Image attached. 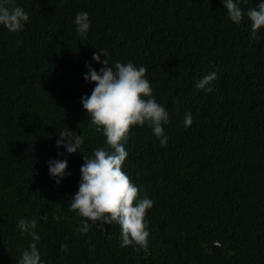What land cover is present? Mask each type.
Wrapping results in <instances>:
<instances>
[{"label":"trees","instance_id":"16d2710c","mask_svg":"<svg viewBox=\"0 0 264 264\" xmlns=\"http://www.w3.org/2000/svg\"><path fill=\"white\" fill-rule=\"evenodd\" d=\"M14 3L30 20L20 31L0 25V264H18L29 247L17 226L25 216L38 220L47 264H264V27L252 38L250 19L233 22L222 0ZM80 10L92 21L86 37L75 30ZM99 48L113 63L146 65L170 113L167 146L147 123L125 145L123 169L154 201L146 249L124 245L116 222L81 233L69 205L85 161L57 146L59 131L82 133L86 155L107 147L81 99L94 86L86 63L102 66ZM211 70L215 90L205 92L195 82ZM55 157L71 171L61 183L49 173Z\"/></svg>","mask_w":264,"mask_h":264},{"label":"clouds","instance_id":"9594fccd","mask_svg":"<svg viewBox=\"0 0 264 264\" xmlns=\"http://www.w3.org/2000/svg\"><path fill=\"white\" fill-rule=\"evenodd\" d=\"M230 19L239 24L246 15L251 21V37L259 38V30L264 27V0L258 6L244 9L240 0H222ZM30 20V13L14 0H0V25L10 31H20ZM75 30L86 37L92 21L87 10H80L74 18ZM101 54L104 58L101 59ZM92 59L102 66L97 68L91 61L86 63L88 71L84 78L94 82L91 94L82 96V105L92 119V123L106 136L107 147L93 149L91 155L84 154L82 145L84 136L71 128L59 131L57 146H63L68 153H83L84 163L81 165V177L78 190L70 196L69 205L84 219L78 231L87 233L92 223L106 226L116 222L121 228L124 245H136L147 248L149 241L147 210L154 201L147 194L141 196L139 185L123 169L122 165L128 156L125 147L130 131L134 125L151 126L153 133L159 138L162 146H167L170 137L164 125L170 119L169 110L154 95V88L147 77V66L136 64L132 60L124 62L110 59L105 48L93 53ZM218 77L217 70H211L196 80L195 86L205 92L214 91L213 81ZM259 83H264V77ZM193 123V114L185 113L184 126ZM60 155H63L61 153ZM49 173L57 183H61L66 175H71L67 158L49 159ZM21 235L30 236L29 247L21 249L18 264H47L42 259L38 247L41 236L37 231L38 220L27 216L18 219ZM61 247H67L62 244Z\"/></svg>","mask_w":264,"mask_h":264},{"label":"water","instance_id":"95a60500","mask_svg":"<svg viewBox=\"0 0 264 264\" xmlns=\"http://www.w3.org/2000/svg\"><path fill=\"white\" fill-rule=\"evenodd\" d=\"M217 243H218V242H216V243L210 245L209 248H212V247L215 246Z\"/></svg>","mask_w":264,"mask_h":264}]
</instances>
